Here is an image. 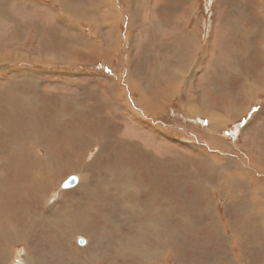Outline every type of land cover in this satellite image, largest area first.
<instances>
[{"label": "rangeland", "instance_id": "374dc122", "mask_svg": "<svg viewBox=\"0 0 264 264\" xmlns=\"http://www.w3.org/2000/svg\"><path fill=\"white\" fill-rule=\"evenodd\" d=\"M170 1H0V95L5 94L2 92L5 84L9 89H16L29 83L27 86L46 88L39 90L44 100L48 98L57 102L62 99L61 107L67 104L77 105L75 101L79 99L81 91H84L85 95L81 99H103L100 101L104 102L100 108L103 113L101 112L99 117H104L112 127L116 126L118 137H127L133 141L134 146L129 153L135 150H140L139 154L145 153V160L142 162L141 159L132 160L135 164L129 165L130 161L123 163L124 166L121 163L106 164L110 168H116L117 164L122 167L119 177H111L99 161H94L99 145L95 142L93 145L89 144L86 150L90 153L86 155V161L93 162L95 167L99 166L98 169L89 172L85 168L62 177L59 175L54 182L48 178L47 182L53 186L42 193L40 198H35L36 200L32 199L33 194L29 192L33 189L30 186L24 187L22 180L17 179L16 189L21 186L17 192L23 193L28 199L21 207L11 210L12 212L8 211L13 215L16 213L14 216L18 218L20 212H24L18 226L10 229L0 221V257L5 259H0V264H20L21 261V264H264V211L260 208L261 203L257 202L259 196L255 193V189L260 188L258 193L264 194V183H257L252 176L253 171L260 172L258 164L252 165L253 169L246 165L255 159L253 162L260 161L261 167H264V92L259 88L262 83L258 81L264 65H254L258 63L256 55L253 57L249 50V56L245 55L238 69L234 64L224 69L220 67L222 64H215V51L219 46V54L223 55L221 63H226L225 60L232 62L230 52L228 56L225 50L222 54L221 43L226 38L229 41L239 39L233 35L232 31L235 29L230 25L231 21L224 19L222 23L219 18L221 21L215 24L218 16L217 0H190L194 2L195 8L191 7L189 11L186 6V10L183 9L177 16L178 23L184 24L187 31L196 33V37L203 40V44L210 47L212 42L214 43L205 67L199 68L195 61L185 69L178 68L175 61H172L169 67L163 65L168 57L171 58L175 54L172 46H165L171 44L164 43L163 40L178 30H168L159 25L158 11L167 3L173 4ZM66 3L88 8L93 16L92 23L85 21L81 27L64 23V15L74 21L71 11L82 14L79 9L72 10L71 5L63 9V4ZM260 3L264 5V0H260ZM103 5L106 9L113 6L117 10L114 36L108 34L109 27L106 32L100 29L101 14L98 7ZM131 11L137 16L135 27ZM82 18L85 19V15H79L76 19ZM250 23L247 22V25L250 26ZM83 34L89 38L88 43L82 37ZM244 42L241 44H245ZM104 48L106 52L103 51ZM78 51L84 53L78 54ZM165 51L169 52L164 54ZM191 52L188 55H192L197 62L202 59L200 51ZM34 55L47 59L34 62ZM79 55L89 59H76ZM25 56L30 58L26 60ZM29 69H32V72ZM247 69L257 72L254 73L257 77L251 80V89L248 88L243 93L245 87L242 82L246 79L242 77L248 75ZM167 76H170L169 79ZM179 79L185 85L178 88L184 89L177 90L166 99L162 108L152 102V95L168 91L167 86L173 90L171 86L178 84ZM14 80H19L17 86H13ZM138 80L140 81L137 82ZM191 80L195 83L189 85H195V91L185 90L186 83ZM114 96L120 105L130 103V98L135 102L139 101V115L135 116L130 112L123 115L119 108L114 106L111 98ZM216 105L220 108H212ZM235 108L236 110H233ZM35 109L40 111L43 107ZM226 110H229L228 115L225 114ZM212 122L217 125L216 130H211ZM56 137L58 135L54 133L51 139L58 151H74L73 141L61 143ZM49 140L50 138L45 141L50 142ZM71 153L65 154L72 156ZM124 153L128 152H121ZM209 154L214 155L213 158L208 159ZM0 163L2 176L5 175L3 172L6 170V160L2 158ZM143 165H149V170ZM70 176H78L79 183L66 189L63 183ZM191 187L201 189L202 196L186 195ZM0 188L2 191L1 186ZM125 191L129 194H125ZM50 196H55L58 200L56 204L47 207L46 201ZM147 198H152V201L147 202ZM125 199L135 201L138 209L135 207L129 212L125 208L124 211L128 202ZM147 203L152 204L153 208L148 211L152 223L158 221V229L156 226L147 225L149 218L142 211ZM36 204L37 207H32ZM26 216H30L33 222L27 221ZM76 221L79 226H76ZM233 232H241L244 236L240 252L234 249ZM82 238L86 239V242L79 245L78 241Z\"/></svg>", "mask_w": 264, "mask_h": 264}, {"label": "bare ground", "instance_id": "6f19581e", "mask_svg": "<svg viewBox=\"0 0 264 264\" xmlns=\"http://www.w3.org/2000/svg\"><path fill=\"white\" fill-rule=\"evenodd\" d=\"M262 1V0H261ZM170 2H173V4L164 5L163 8H160L158 11L160 23L164 28L171 29V28H177L178 30L176 33L174 32V35H170V37L165 38L163 41L168 42L171 45H166V47H173L175 50V54L170 58L166 59L163 63V65L171 66V62L175 61L177 63L176 66L178 68H188L190 65L193 64L195 61V64L199 66V68L205 67L206 65V59L210 56L211 49L213 48V42L210 45L203 44V40H199L196 37V33L187 31L182 24L178 23L177 16L178 13L183 12L182 10L185 9L184 7L188 8L189 11L191 7H193L194 2H190V0H171ZM128 4V3H127ZM195 8V7H193ZM205 8V6H204ZM261 8H264V5H261L260 0H217L216 3V9H217V18L216 23L221 18V22L224 23V19L227 21H231L234 26L233 35L235 37H239L238 40H228L227 38L223 40L221 43V52L222 54H227L230 52L233 60L230 63V61H227L226 63L223 62V55L221 56L219 54V47L216 48V56H215V64L217 66H220L224 69L226 67H232L236 66L238 67L242 64V61H244L245 55H248L249 52H252L253 57L256 55V61L258 63L254 65H264V9L261 10ZM186 10V9H185ZM188 11V10H187ZM192 11V10H191ZM185 13V12H184ZM191 13V12H190ZM189 13V14H190ZM194 13V12H193ZM181 14V13H180ZM187 14V13H185ZM183 16V15H182ZM172 17L176 19H171ZM184 17V16H183ZM246 20V21H244ZM187 21V20H186ZM105 22L107 23V28L109 27L110 30L113 29V18L111 15L108 16V18L105 19ZM247 22H251L250 26L247 25ZM186 24V23H185ZM226 26V25H225ZM204 27V26H203ZM205 28V27H204ZM155 29V28H154ZM161 29V28H160ZM216 29V28H215ZM231 29V28H230ZM163 30V29H161ZM155 31V30H154ZM173 32V30H171ZM217 32V31H216ZM215 32V33H216ZM203 33V32H202ZM140 34V33H139ZM141 35V34H140ZM218 35V34H216ZM139 36V35H138ZM165 37V36H164ZM199 37V36H198ZM202 37V36H201ZM230 38V37H229ZM154 41V38H152ZM215 39V37H214ZM243 41H245V44H241ZM152 42V41H151ZM150 43V42H149ZM148 43V44H149ZM162 43V41H161ZM167 43V44H168ZM209 43V42H208ZM151 44V43H150ZM155 44V43H154ZM156 44H158L156 42ZM163 44V43H162ZM164 45V44H163ZM216 47V46H215ZM214 47V50H215ZM150 49V48H149ZM170 49V48H169ZM165 50V49H164ZM163 50V51H164ZM192 50L194 52L200 51V54L202 56V59L197 62L195 58L191 55ZM225 50V52H224ZM173 51V49H172ZM167 51H165L164 54H166ZM169 52V51H168ZM167 52V53H168ZM214 52V53H215ZM163 53V52H162ZM195 54V53H194ZM70 55V54H69ZM220 55V56H219ZM71 56V55H70ZM163 56V55H162ZM165 56V55H164ZM73 58V57H72ZM230 58V57H229ZM243 58V59H242ZM250 58V57H249ZM163 59V58H162ZM230 60V59H229ZM252 60V59H251ZM49 62V61H48ZM51 63V62H49ZM230 63V64H229ZM246 63V62H245ZM260 63V64H259ZM213 64V62H212ZM229 64V65H227ZM234 64V65H233ZM244 64V62H243ZM250 64V63H249ZM253 65V64H252ZM208 66V64H207ZM213 66V65H212ZM251 66V65H250ZM258 66V67H259ZM262 66V65H261ZM212 68V67H211ZM206 69V68H205ZM213 69V68H212ZM255 71L256 68L254 67ZM253 69V70H254ZM259 69V68H258ZM174 70V68H173ZM176 70V69H175ZM181 70V69H180ZM216 70V69H215ZM250 70V69H249ZM168 71V69H167ZM170 71H172L170 69ZM169 71V72H170ZM202 71V70H201ZM200 71V72H201ZM209 71V70H208ZM246 72V69H244ZM248 71V69H247ZM198 72V70H197ZM230 72V71H229ZM164 73V72H163ZM204 73V72H203ZM254 73L257 74V72H254L252 70L248 71L247 76H243V79H246L242 83H244V92L248 88L251 89V80H253ZM188 74V73H187ZM186 74V76H187ZM159 75V74H157ZM176 75V73H175ZM239 75V74H238ZM241 75V74H240ZM32 76V74H31ZM35 76V75H34ZM163 76V75H162ZM171 76V74H170ZM169 76V77H170ZM185 76V75H184ZM212 76V75H211ZM155 77V76H154ZM168 77V76H167ZM168 77V79H169ZM20 78V77H19ZM258 79V78H257ZM34 80V79H33ZM153 80V79H152ZM186 80V79H185ZM184 80V81H185ZM19 81V80H18ZM18 81H13V86H17ZM161 81V80H159ZM178 80H176L177 82ZM258 81L262 83V88L264 92V69L259 75ZM26 82V81H25ZM171 82V81H170ZM173 82V81H172ZM191 81H188L186 83L187 87H185V90L188 91H195V86L192 87L189 84ZM215 83V82H214ZM255 84V83H254ZM4 85V83H3ZM171 85V84H168ZM172 85H174L172 83ZM185 85L183 82L180 81L179 83L175 84L174 86H171V88L168 87L170 91H164L155 93L152 95V102H155L160 108L163 107V104L166 102V99H169L174 93H176L177 90H182L184 88H178L179 86ZM258 85V84H257ZM161 86V85H160ZM163 86V85H162ZM166 86V85H165ZM176 86V87H175ZM229 86V85H228ZM256 86V85H254ZM13 88V87H12ZM165 88V87H163ZM211 88V87H210ZM239 88V87H238ZM258 88V87H257ZM139 89V88H138ZM39 88L37 87H31L27 85H22L17 87L16 89H5L2 90L3 94L0 95V160L4 158L6 160V170L3 172L5 175L0 174V186L2 187V191H0V221L5 223L7 227L18 226L20 217L23 215V211L20 212V217L14 216L13 214L9 213L8 211L15 210L16 208L21 207L24 205L27 201L25 195L23 193L19 194L16 189V180L18 181L22 180L24 187L30 186L33 190L29 191L30 194H33L32 199L40 198L42 193H45L47 190H49L53 185H50L47 181L48 178H51V181L54 182V179H56L59 175L62 177L68 173L79 171L81 169L87 168L88 171L97 170L98 167H95V164L93 162L86 161V155L90 153L89 150H86L87 145H93L95 142L96 145H99V149L97 150L96 154L97 157L94 158V161H99L104 166L106 173L110 175L111 177H114L115 175H119L122 173L121 168L118 164L116 168H110L107 167L106 164H116V163H127L130 161L129 165L135 164L132 163V160H139L141 159V162L144 159L143 154H139L140 150L129 153L133 148V141L131 139H128L127 137L119 136L116 134L115 127H112L104 117L101 116L100 108L102 107V104L100 101H103V99H99L97 97H91L85 99H81L85 92L81 91L80 96L78 97L79 101L76 100L77 105L67 104V105H60L63 103L62 99H58L57 102H53L52 100L46 98L45 100L42 99V95L39 93ZM142 90V89H141ZM159 90V89H158ZM164 90V89H163ZM256 90V89H255ZM254 90V91H255ZM23 91V92H22ZM58 91V90H57ZM117 91V90H116ZM132 91V90H130ZM139 91V90H138ZM144 92V90H142ZM227 91V90H226ZM260 91V90H259ZM55 92V91H54ZM148 92V91H147ZM224 92V91H223ZM70 93V92H69ZM79 93V92H78ZM97 93V92H96ZM252 93V92H251ZM73 94V92H72ZM123 94V93H122ZM140 94H142L140 92ZM233 94V92H232ZM129 95H131V92H129ZM144 95V93H143ZM142 95V96H143ZM13 96V97H12ZM78 96V95H77ZM76 96V97H77ZM88 96V95H87ZM132 96V95H131ZM145 96V95H144ZM148 96V95H147ZM233 96V95H232ZM239 96V95H238ZM244 96V95H243ZM248 96V95H247ZM75 98V96H73ZM115 97V96H114ZM128 97V95H127ZM194 96H192L193 98ZM202 97V95H201ZM240 97V96H239ZM245 97V96H244ZM69 98V97H68ZM100 98V97H99ZM116 98V97H115ZM141 98V97H140ZM144 98V97H143ZM142 98V99H143ZM146 98V96H145ZM226 98V97H225ZM241 98V97H240ZM239 98V99H240ZM251 97H249L250 99ZM67 99V98H66ZM209 99V98H208ZM211 99V98H210ZM246 99V98H244ZM129 100V99H128ZM145 100V99H144ZM148 100V99H147ZM179 100V99H178ZM130 103H125L119 111L126 115L127 108L132 112V114H138V105L139 101L135 102L132 98H130ZM171 101V100H169ZM204 101V100H203ZM207 101V100H206ZM74 102V101H73ZM74 102V103H75ZM126 102V101H125ZM213 102V101H212ZM227 102V101H226ZM240 102V101H239ZM170 103V102H169ZM198 103V102H197ZM217 103V102H216ZM146 104V103H145ZM240 104V103H239ZM141 105V103H140ZM212 105V104H211ZM214 105V104H213ZM115 106V105H114ZM143 106V104H142ZM155 106V105H154ZM227 105H224L226 107ZM38 107H43L42 110L37 111L35 108L38 109ZM108 107V106H107ZM113 107V106H112ZM111 107V109H112ZM219 106H215L212 108H218ZM223 107V106H222ZM229 107V106H228ZM237 107V106H236ZM220 108V107H219ZM243 107H241L242 109ZM248 108V107H247ZM250 108V107H249ZM110 109V108H109ZM158 109V108H157ZM208 109V108H207ZM226 109V108H225ZM115 110V109H113ZM144 110V109H143ZM188 110V109H186ZM224 110V108H223ZM233 110H236L233 109ZM243 110V109H242ZM104 111V110H103ZM142 111V110H141ZM147 111V110H146ZM156 111V110H155ZM231 111V110H230ZM239 111V110H237ZM249 111V110H248ZM112 112V111H111ZM114 112V111H113ZM119 112V113H120ZM183 112V111H182ZM207 112V111H205ZM212 112V110H211ZM228 115L229 110L225 111ZM103 113V112H102ZM145 113V112H144ZM152 113V112H151ZM115 114V112H114ZM111 115V114H109ZM135 115V116H136ZM139 115V114H138ZM119 116V115H118ZM197 116V115H196ZM131 117V116H130ZM229 117V116H228ZM129 118V117H128ZM63 119V121L61 120ZM184 119V118H183ZM212 119V118H211ZM214 119V118H213ZM212 119V120H213ZM217 120V119H216ZM264 120V119H263ZM135 122V121H134ZM138 122V121H137ZM140 122V121H139ZM214 122H216L214 120ZM214 122L210 123V128L216 130ZM122 123V122H121ZM127 123V122H126ZM107 125V126H106ZM133 125V124H132ZM220 125V123H219ZM106 126V127H105ZM224 126V125H223ZM244 128V127H243ZM159 129V128H158ZM118 130V129H117ZM183 130V129H182ZM218 130V128H217ZM192 131V130H191ZM264 131V130H263ZM211 132V131H210ZM214 132V131H213ZM56 133L58 137H56L61 143L65 142H71L73 141L75 143V149L74 151H65L60 152L56 149V146L52 142V135ZM208 134V133H207ZM206 134V135H207ZM262 135V134H260ZM155 136V134L153 135ZM50 138V142H46ZM126 138V139H125ZM144 139V138H143ZM216 140V138H215ZM206 143V142H205ZM68 144V143H67ZM73 145V143H72ZM194 145V144H193ZM59 147V146H58ZM66 147V146H65ZM64 147V148H65ZM213 147V146H212ZM215 147V146H214ZM148 148V146H147ZM71 149V150H72ZM90 149V148H89ZM92 149V148H91ZM90 149V150H91ZM151 149V148H150ZM197 149V147H196ZM61 150V149H60ZM128 152L121 154L122 151ZM148 150V149H147ZM171 151V150H170ZM194 151V150H193ZM197 151V150H196ZM72 152V153H71ZM173 152V151H172ZM65 153H68L72 156H68ZM150 153V152H149ZM148 153V154H149ZM201 153V152H200ZM213 153V152H212ZM239 153V152H238ZM60 154V155H59ZM147 154V155H148ZM215 154V152H214ZM40 157H38V156ZM158 155V153H157ZM207 155V154H206ZM242 155V154H241ZM154 156V155H153ZM152 156V157H153ZM214 155L209 154L208 159L213 158ZM226 156V155H225ZM256 156V154H255ZM254 156V157H255ZM259 156V155H258ZM257 156V157H258ZM149 157V156H148ZM155 157V156H154ZM216 157V156H215ZM220 157V156H219ZM248 157V156H247ZM253 157V156H252ZM160 158V157H158ZM228 158V157H227ZM244 158V157H243ZM256 158V157H255ZM261 158V157H260ZM162 159V158H161ZM166 159V158H164ZM207 159V160H208ZM246 159V158H245ZM252 159V158H251ZM258 159V158H257ZM150 160V159H149ZM167 160V159H166ZM206 160V161H207ZM240 160V159H239ZM249 160V159H248ZM255 160V159H254ZM253 160V161H254ZM262 160V159H261ZM134 161V160H133ZM147 161V160H146ZM205 161V163H207ZM210 161V160H209ZM246 161V160H245ZM250 161V160H249ZM248 163L247 166L250 169L252 165L259 166V173L258 171H253V179L255 181L264 183V167H261V163L259 162H253ZM179 162V161H178ZM214 162V161H212ZM222 162V161H221ZM240 162V161H239ZM137 163V162H136ZM151 163V162H150ZM220 163V162H219ZM224 163V162H222ZM242 163V162H240ZM112 164V165H113ZM139 164V163H138ZM264 164V163H263ZM262 164V165H263ZM211 165V164H210ZM216 165V164H215ZM124 166V164L122 165ZM137 166V165H136ZM146 169L149 170L150 167L147 165H143ZM151 166V165H150ZM209 166V165H207ZM228 166V165H226ZM114 167V166H113ZM158 167V165H157ZM156 167V168H157ZM255 167V166H254ZM2 168V165L0 163V170ZM4 168V167H3ZM97 168V169H96ZM133 168V166H132ZM137 168V167H136ZM144 168V171L146 169ZM247 168V167H246ZM139 169V168H138ZM141 169V168H140ZM153 169V167H152ZM257 169V167H256ZM255 169V170H256ZM50 170V171H49ZM157 170V169H156ZM140 171V170H139ZM53 172V175L51 176V173ZM77 173V172H76ZM88 173V172H87ZM125 173V171H124ZM124 173L122 175H124ZM166 173V171L164 172ZM250 173V172H249ZM86 174V173H85ZM84 174V175H85ZM168 174V173H167ZM166 174V175H167ZM59 176V177H60ZM165 176V175H164ZM249 176V175H248ZM71 177V176H70ZM78 177V176H77ZM122 177V176H121ZM126 177V176H125ZM250 177V176H249ZM165 178V177H164ZM237 178V177H235ZM239 178V177H238ZM173 179V178H172ZM67 180V179H66ZM107 180V179H106ZM198 180V179H197ZM229 180V179H228ZM235 180V179H234ZM233 180V181H234ZM244 180V179H243ZM251 180V179H250ZM196 181V180H195ZM232 181V180H231ZM56 182V181H55ZM79 183V181H78ZM185 183V182H184ZM199 183V182H198ZM232 183V182H231ZM123 185V184H122ZM199 185V184H197ZM19 186V184H18ZM17 186V187H18ZM35 187V189H34ZM256 187L257 184H256ZM79 188V186H77ZM127 188V187H126ZM125 190L127 191L128 189ZM1 189V188H0ZM144 189V188H143ZM141 190V189H140ZM145 190V189H144ZM214 190V189H213ZM260 188L255 189V193L258 197L257 202L259 201L261 203V209L264 211V194L261 192L258 193ZM119 191V190H118ZM125 194H129V192H126ZM129 191V190H128ZM233 191V190H232ZM261 191V190H260ZM23 192V191H22ZM102 192V191H101ZM105 192V191H103ZM252 192V191H251ZM117 193V192H116ZM186 195H193L197 194L202 196V190L196 187H191L187 192ZM243 193V192H242ZM247 193V192H246ZM254 193V192H253ZM101 194V193H100ZM103 194V193H102ZM109 194V193H108ZM140 194V193H139ZM239 194V192H238ZM244 194V193H243ZM242 194V196H244ZM141 195V194H140ZM255 195V196H256ZM69 196V195H68ZM103 196V195H102ZM205 196V195H204ZM247 196V194H246ZM253 196V195H252ZM131 197V196H130ZM134 196H132L133 199ZM140 197V196H139ZM153 197V196H152ZM224 197V196H223ZM111 198V197H109ZM204 198V197H203ZM211 198V197H210ZM226 198V196H225ZM129 199V198H128ZM135 199V198H134ZM251 199V198H250ZM254 199V197H253ZM252 199V200H253ZM30 200V199H29ZM36 200V199H35ZM57 197L50 196V198L46 201V206L50 207L57 201ZM127 200V199H125ZM163 200V199H161ZM228 200V199H227ZM127 204L124 206V211H131L136 206L135 201H129L127 200ZM152 198H147V202H151ZM200 202V201H199ZM228 202V201H227ZM40 203V202H39ZM96 203V202H95ZM138 203V202H137ZM56 204V203H55ZM89 204V203H88ZM259 204V203H258ZM32 204H30L31 206ZM38 204L33 205L32 207H37ZM101 205V204H100ZM147 205V206H146ZM145 207L142 209L144 211V214L149 218L147 225L150 226H158V221H154L152 223V217L149 215V209L153 208L151 203H147ZM223 205V204H222ZM61 206V205H60ZM85 206V204H84ZM92 206V205H91ZM46 207V208H47ZM53 207V206H52ZM56 207V206H55ZM208 207V206H207ZM251 207V206H250ZM58 208V207H57ZM96 208V207H95ZM109 208V207H108ZM126 208V209H125ZM142 208V207H140ZM188 208V207H187ZM91 209V208H90ZM97 209V208H96ZM99 209V208H98ZM138 209V207H137ZM260 209V210H261ZM88 210V209H87ZM71 211V210H70ZM96 211V210H95ZM141 211V210H139ZM12 212V211H11ZM15 212V211H14ZM52 212V211H51ZM66 212V211H65ZM68 212V211H67ZM73 212V211H72ZM177 212V211H176ZM126 213V212H125ZM178 213V212H177ZM133 214V212H132ZM143 214V213H142ZM143 214V215H144ZM152 214V213H151ZM181 214V213H180ZM263 214V213H262ZM17 215V214H16ZM25 215V214H24ZM65 215V214H64ZM69 215V214H68ZM130 215V213H129ZM71 216V215H70ZM131 216V215H130ZM234 216V215H233ZM30 216H26L27 221H32L33 219H29ZM67 217V216H66ZM90 217V216H89ZM37 218V217H36ZM68 218V217H67ZM106 218V217H105ZM122 218V217H121ZM133 218V217H132ZM131 218V219H132ZM24 219V218H23ZM75 219V218H74ZM37 220V219H34ZM53 220V219H52ZM154 220V219H153ZM38 221V220H37ZM94 221V220H93ZM0 222V223H1ZM76 221V226L77 225ZM75 223V222H73ZM90 223V222H89ZM98 223V222H97ZM36 224V223H34ZM109 224V223H108ZM115 224V223H114ZM260 224V223H258ZM257 224V225H258ZM29 225V224H28ZM38 225V224H37ZM36 225V226H37ZM81 225V224H80ZM165 226V224H163ZM21 226V225H20ZM76 226H74L76 228ZM85 226V225H84ZM89 226V225H88ZM162 226V225H161ZM168 226V225H167ZM183 226V225H182ZM26 228V227H25ZM28 228V227H27ZM33 228V227H32ZM37 228V227H36ZM78 228V227H77ZM101 228V227H100ZM148 228V227H147ZM150 228V227H149ZM168 228V227H167ZM2 229V228H1ZM19 229V227H18ZM31 229V228H30ZM29 229V230H30ZM62 229V228H61ZM87 229V228H86ZM95 229V228H94ZM153 229V228H152ZM158 229V227H157ZM165 229V228H163ZM14 230V229H13ZM33 230V229H32ZM66 230V229H65ZM75 230V229H74ZM102 230V229H101ZM128 230V229H127ZM233 230V228H232ZM19 231V230H18ZM59 231V230H58ZM87 231V230H85ZM103 231V230H102ZM164 231V230H163ZM162 231V232H163ZM236 231V229H235ZM263 231V230H262ZM2 232V231H1ZM5 232V231H4ZM17 232V231H16ZM237 232V231H236ZM168 233V232H167ZM166 233V234H167ZM221 233V232H220ZM1 234V233H0ZM25 234V232H24ZM154 234V233H153ZM234 234V232H233ZM241 234V235H240ZM262 234V232H261ZM92 235V234H91ZM97 235V233H96ZM195 236V235H194ZM8 237V236H7ZM53 237V236H52ZM242 233L234 234V240L235 245L234 249L238 250V252L241 250V243H243ZM260 237V236H259ZM14 238V237H13ZM94 238V237H93ZM211 238V237H210ZM7 239V238H6ZM31 239V238H30ZM83 239V238H82ZM84 242H86V239H83ZM98 240V239H97ZM196 240V238L194 239ZM226 240V239H225ZM264 240V239H263ZM31 241V240H30ZM75 241V240H74ZM20 242V241H19ZM93 242V241H92ZM8 243V242H7ZM13 244V243H12ZM85 244V243H84ZM7 245V244H6ZM46 245V244H45ZM80 245V244H79ZM93 245V244H92ZM136 246V245H135ZM250 246V245H249ZM1 247V246H0ZM4 247V246H3ZM130 247V246H129ZM140 247V246H139ZM197 247V246H196ZM222 247V246H221ZM255 247V246H254ZM229 249V248H228ZM127 250V249H126ZM129 250V249H128ZM27 251V250H26ZM33 252V251H32ZM47 253V252H46ZM153 253V252H152ZM244 253V252H243ZM3 254V253H2ZM6 254V252L4 253ZM82 254V253H81ZM148 257V256H147ZM3 258V257H2ZM1 260H5L4 258ZM120 259V258H119ZM21 261V260H20ZM25 261V259H24ZM4 263V262H3ZM23 263V261H21ZM20 263V264H21ZM27 263V261H26ZM5 264V263H4Z\"/></svg>", "mask_w": 264, "mask_h": 264}, {"label": "crops", "instance_id": "0c3cea01", "mask_svg": "<svg viewBox=\"0 0 264 264\" xmlns=\"http://www.w3.org/2000/svg\"><path fill=\"white\" fill-rule=\"evenodd\" d=\"M1 2H3V0H0ZM133 1H135V0H133ZM67 5H71L72 7V10H78L79 9V12H81L82 14H80V13H77V12H75V11H71V14H72V16H74V21L72 22L70 19H72V18H70L69 16H67V15H64L63 16V22L64 23H67V24H69V26L72 24V25H74V26H78V27H81V25L82 24H84V22L86 21V22H88V21H90L91 23H92V20H93V16H92V14H91V12H90V10L88 9V8H84V7H76V6H73V3H66V4H63V9H66L65 8V6H67ZM98 10H99V12H100V17H99V19H101V24H100V29L101 30H105V32H106V28H107V23L105 22V19L106 18H108V16L109 15H111L112 16V18H113V29L112 30H110L109 29V32H108V34L110 35V36H114L115 34H116V27H115V25H114V21L115 20H117V10L113 7V6H111L110 8H108V9H106V7L103 5V6H99L98 7ZM84 12V13H83ZM81 16V17H83L84 15H85V19L84 18H82V19H80V20H77L76 18L78 17V16ZM57 18L58 19H60L59 18V15H57ZM131 18H132V21H133V24H134V27L135 26H137V16H136V13H134V12H132L131 11ZM94 22V21H93ZM95 25V24H94ZM95 27H96V25H95ZM184 27V26H183ZM80 31V30H79ZM100 31V30H99ZM82 33V32H81ZM85 35L83 34V38L86 40V42L88 41V37H84ZM88 43V42H87ZM89 44H90V41H89ZM88 47H90V45H88ZM88 47H87V49H88ZM103 51H105L106 52V48H104V50ZM84 53V51H82V53H80L79 51H78V54H83ZM35 56V55H34ZM88 57V56H87ZM30 57L28 56L27 58H26V56H25V59L26 60H28ZM40 59H47V58H44V57H42V56H35V57H33V60H34V62H42V60H40ZM76 59H80V60H82V59H84V60H86V59H89V58H85V56H82V55H79V56H77L76 57ZM164 63V62H163ZM30 70V72H32V69H29ZM138 72H140V70H138ZM139 76V75H138ZM136 79V78H135ZM140 80H141V83H142V78H140ZM140 80H138L137 82H139ZM24 81H26V82H28L27 81V79H24ZM30 81H32V80H30ZM29 81V82H30ZM38 82H32V84H37ZM141 83H140V86H141ZM195 82L194 81H192L191 80V83L190 84H194ZM5 84V83H4ZM27 84H29V83H25L24 85H27ZM143 86V85H142ZM195 86V85H194ZM31 87H36V86H31ZM3 88H5V89H7V88H9L6 84L3 86ZM37 88H40V90H43V89H46V88H43V87H37ZM114 88V87H113ZM5 89H3V90H5ZM111 91V90H110ZM168 91H170V90H168ZM112 98V100L114 101V105L115 106H117V108H119V110L123 107V106H125V105H120L118 102H117V100H116V98L115 97H111ZM127 112H130V113H132L128 108H127V110H126Z\"/></svg>", "mask_w": 264, "mask_h": 264}, {"label": "water", "instance_id": "95a60500", "mask_svg": "<svg viewBox=\"0 0 264 264\" xmlns=\"http://www.w3.org/2000/svg\"><path fill=\"white\" fill-rule=\"evenodd\" d=\"M78 181H79V178L77 176L68 177L67 180L64 181L63 187L66 189L72 188L78 184ZM78 243L80 245H84L85 242L83 239H80Z\"/></svg>", "mask_w": 264, "mask_h": 264}]
</instances>
